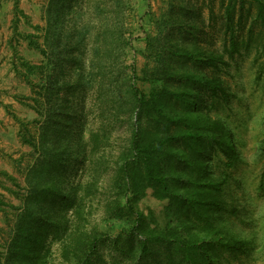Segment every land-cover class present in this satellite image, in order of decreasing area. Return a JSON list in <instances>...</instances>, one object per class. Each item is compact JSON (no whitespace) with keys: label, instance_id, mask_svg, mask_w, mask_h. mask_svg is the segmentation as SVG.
I'll return each instance as SVG.
<instances>
[{"label":"trees","instance_id":"trees-1","mask_svg":"<svg viewBox=\"0 0 264 264\" xmlns=\"http://www.w3.org/2000/svg\"><path fill=\"white\" fill-rule=\"evenodd\" d=\"M71 1L59 0L57 12L50 18L54 26L47 37L51 56L46 66L56 69L57 74L50 75L43 88L48 107L44 112L35 108L39 115H46L39 141L33 136L23 137L39 157L28 177L30 189L16 233L0 264H51L49 239L59 244L62 261L71 264H103L101 248L108 243L134 264H244L255 250L258 232L235 224L233 218L243 219V208L235 194L242 184L229 170L243 163L245 157L226 120L212 117V105L197 92L205 90L217 99L226 92V85L217 74L203 72L204 67L219 72L217 61L224 60L212 50L205 53L194 32L190 45H182L172 36H147L145 55L158 63L153 82L159 85L148 94L136 86L126 92L125 112L131 120V133L128 145L115 160L112 187L119 196L108 205L130 224L121 226L115 238L109 230L86 225L85 197L98 187L100 166L109 162L105 157L98 161L88 181L72 177L78 176L85 164L88 147L96 152L109 141L106 132L97 130H92L86 140L80 115L68 112L64 118L63 103H53L62 89L60 79L67 73V64L79 67L76 88L85 87V74L80 68L88 29L78 27L79 13L74 15L67 35L61 34L58 26L62 4L71 7ZM237 1L232 0L230 6ZM179 7L181 16L171 12L165 26L178 27L182 33L184 18H191V12ZM259 15L263 16L261 11ZM123 44L133 48L132 38H123ZM31 45L42 50L38 42L32 40ZM24 65L28 70L25 79L34 92L40 84L31 74L39 66ZM133 73L136 77L135 70ZM170 81L178 85L174 87ZM35 101L40 103L37 98ZM148 191L159 202L167 203L168 214L177 221L175 226H162L153 212L146 216L141 210L140 202ZM138 237H143L140 242H136Z\"/></svg>","mask_w":264,"mask_h":264},{"label":"rangeland","instance_id":"rangeland-1","mask_svg":"<svg viewBox=\"0 0 264 264\" xmlns=\"http://www.w3.org/2000/svg\"><path fill=\"white\" fill-rule=\"evenodd\" d=\"M231 1L72 0L68 3L71 7L62 4L58 25L61 34L67 35L72 30L76 13L81 18L78 27L88 29L80 68L85 74V87L76 88L75 72L79 67L67 64V73L60 79L62 89L53 103H63L64 118L68 112L80 115L86 140L92 130H97L107 133L109 141L96 152H90L88 147L85 164L78 176L72 177L75 181H88L98 168V161L105 157L109 162L100 166L98 187L83 203L88 227L109 230L115 238L121 226L130 224L129 219L121 220L108 205L114 204L119 196L112 187L115 160L128 145L131 133V120L125 112L126 92L136 86L148 94L159 85L153 82V70L158 63L145 55L147 36L160 39L161 35L172 36L176 42L190 45L194 32L205 53L212 50L223 56L224 62L217 61L219 72L208 67L203 72L222 78L226 92L217 99L205 90L197 92L206 104L212 105L209 112L212 117L226 120L245 157L243 163L229 170L242 184L235 194L243 208L240 215L243 219H233L237 226L258 232L255 250L244 264H264V7L261 9L264 1L259 5V0H238L230 6ZM58 4L59 0H0V261L3 262L25 208L29 174L39 157L23 137L33 136L39 141L46 115H39L35 108L44 112L48 107L43 88L48 77L57 74L56 69L46 64L51 56L47 37L54 26L50 18L57 12ZM179 6L191 12V18H184L182 33L178 27L165 26L171 12L181 16ZM123 38H132L133 48L124 46ZM32 40L46 53L31 45ZM95 52L97 55L92 57ZM26 62L39 66L31 74L32 80L40 84L34 92L25 79ZM190 63L195 67L193 61ZM171 85L176 87L178 82L172 81ZM36 98L40 103L37 104ZM166 206L151 191L140 202L146 216L153 212L157 223L175 226L177 221L170 217ZM142 238L138 237L136 242ZM48 244L51 264H71L60 258L57 242L49 239ZM101 251L103 264H134L121 256L112 243L103 245Z\"/></svg>","mask_w":264,"mask_h":264}]
</instances>
